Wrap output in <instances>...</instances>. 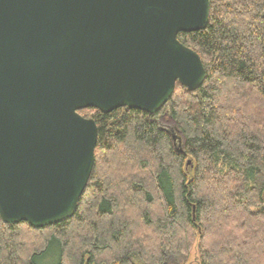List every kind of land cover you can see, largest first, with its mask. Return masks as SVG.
Here are the masks:
<instances>
[{"label": "trees", "instance_id": "trees-1", "mask_svg": "<svg viewBox=\"0 0 264 264\" xmlns=\"http://www.w3.org/2000/svg\"><path fill=\"white\" fill-rule=\"evenodd\" d=\"M178 39L203 85L153 115L80 111L98 138L75 215L0 218V264H184L196 243L199 264H264V0H210L206 29Z\"/></svg>", "mask_w": 264, "mask_h": 264}, {"label": "water", "instance_id": "water-1", "mask_svg": "<svg viewBox=\"0 0 264 264\" xmlns=\"http://www.w3.org/2000/svg\"><path fill=\"white\" fill-rule=\"evenodd\" d=\"M210 0H0V218L43 229L72 218L98 127L79 112L156 114L206 72L178 35ZM175 137L174 134H172Z\"/></svg>", "mask_w": 264, "mask_h": 264}, {"label": "rangeland", "instance_id": "rangeland-1", "mask_svg": "<svg viewBox=\"0 0 264 264\" xmlns=\"http://www.w3.org/2000/svg\"><path fill=\"white\" fill-rule=\"evenodd\" d=\"M86 113H88V114H81V115L83 117L87 116L86 118H90L92 112L89 111ZM167 125H168L167 127L171 126V124H167ZM187 168H188V171H191V169H189V167H187ZM166 258L168 260V263H169V261L176 262V263L179 261L182 263L184 261L182 258L180 259L179 257L171 256L168 254H166ZM176 263H174V264H176ZM184 264H199V258H198V253H197V243L195 244V247H194L192 253L190 254V257L184 262Z\"/></svg>", "mask_w": 264, "mask_h": 264}]
</instances>
